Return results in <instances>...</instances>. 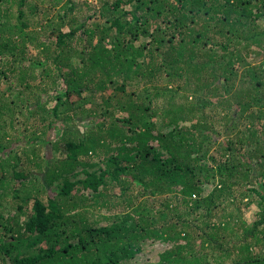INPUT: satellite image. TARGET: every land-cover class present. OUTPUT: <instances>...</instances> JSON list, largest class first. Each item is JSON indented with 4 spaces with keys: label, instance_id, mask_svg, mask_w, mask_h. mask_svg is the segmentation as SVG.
Listing matches in <instances>:
<instances>
[{
    "label": "trees",
    "instance_id": "16d2710c",
    "mask_svg": "<svg viewBox=\"0 0 264 264\" xmlns=\"http://www.w3.org/2000/svg\"><path fill=\"white\" fill-rule=\"evenodd\" d=\"M98 1L0 0V264H264V0Z\"/></svg>",
    "mask_w": 264,
    "mask_h": 264
},
{
    "label": "rangeland",
    "instance_id": "374dc122",
    "mask_svg": "<svg viewBox=\"0 0 264 264\" xmlns=\"http://www.w3.org/2000/svg\"><path fill=\"white\" fill-rule=\"evenodd\" d=\"M100 1H103V0H99L98 3H101ZM105 2H107V0H105ZM76 125H78V126L82 125L80 119L76 121ZM163 248H165V244H161L159 242H156L155 244L147 247V249L151 252V253H148V255L151 258H153V257H155L156 250H161Z\"/></svg>",
    "mask_w": 264,
    "mask_h": 264
}]
</instances>
